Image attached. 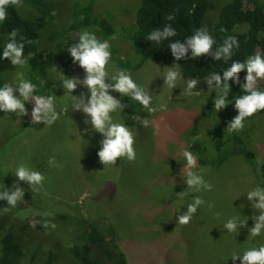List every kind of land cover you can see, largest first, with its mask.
Returning <instances> with one entry per match:
<instances>
[{"label": "rangeland", "instance_id": "1", "mask_svg": "<svg viewBox=\"0 0 264 264\" xmlns=\"http://www.w3.org/2000/svg\"><path fill=\"white\" fill-rule=\"evenodd\" d=\"M88 1L52 0L57 16L49 17V25L39 30L36 41L53 49L67 42V50L78 40L75 31H64L71 22L74 4L83 5ZM139 2L96 0L92 12L94 18H105L108 24L113 25V32L104 38L111 45L112 55L107 69L110 76L116 69H121L113 60L114 56L130 61L133 66L141 62L138 68L123 70L131 73L138 84L148 88L152 106L158 109L149 114L138 102L130 99L123 111L112 113L114 120L126 124L128 113L135 111L131 118L133 124L126 125L136 134V159L128 161L122 157L117 158L114 166L103 165L97 156L103 136L95 132L90 123H84L89 118L80 110L69 107L67 115H61L51 126L31 122L33 101L25 102L28 114L20 117L0 110V190H3V185L10 188L15 182L29 191V198L21 203L19 212L11 208L4 213L2 209L7 205L0 199V238L4 233L12 232L28 253L40 246L39 258L43 259L48 257L46 246L55 243L56 237L53 233L54 241L50 235L43 240L47 233L31 226L34 217L77 216L82 220L108 217L114 224L109 221L111 227L119 234V242L113 245L114 255L106 256L103 251L106 264H120L117 261L120 254L127 264H240L239 259H231L233 253L242 254L249 246L264 244V233L255 238L249 234L254 225L252 217L259 212L251 207L252 201L247 199L246 194L260 187V181L256 172L247 168L243 156L235 151L243 144L227 143L223 149L224 156L217 165H196L191 169L211 183L212 190L187 189L185 179L189 169L182 153L187 149L194 154L191 141L196 138L191 134L189 121L195 113H199L202 115L201 125L208 123L204 111L211 88L204 79L198 81L193 89L200 91L201 95H187L188 80L180 75L177 86L171 89L164 83V75L172 66H176L175 70L179 72L177 65L141 60L135 44L127 37V33L134 31L133 20ZM211 2L212 7L202 21V27H206L210 34L227 0ZM25 12L26 6L23 5L19 13L23 17ZM85 29L92 33L97 30L93 26L79 28L81 32ZM5 44L0 42V56ZM25 72V65L14 66L9 59L0 58V78L8 80V83L15 84L18 78L24 79ZM61 73L83 79L85 71L78 62L66 72L59 63L49 71L51 85L47 94L42 96L55 95L58 111L63 104L71 103L61 84ZM257 87L264 91V79L257 81ZM81 93L85 97L89 95L86 87L77 85L71 95L79 97ZM109 93L121 102L126 97L112 90ZM14 94L19 95L18 92ZM161 104H166L167 109L160 110ZM137 116L148 118L150 126L144 128L140 125ZM201 125L196 126L199 132L203 131ZM262 131L264 129L254 128L251 135L262 138ZM254 141L252 138L249 146L257 155V143ZM50 158H54L59 166L50 165ZM21 164L44 174L45 180L39 193H33L26 181H19L13 174ZM185 192L188 194L184 195ZM194 196H200L205 203L197 209L189 224L180 225L178 215L187 210ZM209 203L214 207L209 208ZM45 212L53 215L46 217L43 215ZM233 216L241 221L248 217L246 225L240 227L237 233L228 232L223 227ZM58 226L66 230L64 222L59 221ZM61 229L56 226L54 230L57 234ZM167 229L172 238H177L172 247L169 240L171 234ZM65 236L66 239L61 240L64 238L61 236L60 241H68ZM66 250L67 245L61 244L59 252L65 254Z\"/></svg>", "mask_w": 264, "mask_h": 264}, {"label": "trees", "instance_id": "2", "mask_svg": "<svg viewBox=\"0 0 264 264\" xmlns=\"http://www.w3.org/2000/svg\"><path fill=\"white\" fill-rule=\"evenodd\" d=\"M51 1L22 0V4L26 6L24 16L22 17L19 13L20 7L9 6L7 19L0 22V34L4 36H0V42L7 43L9 34L13 29H16L19 33L17 41H20V36L24 37V58L27 60L24 79L36 85V91L33 95L47 94L51 85L48 79L49 71L58 63L65 69V72L77 63L73 62L68 50L65 49L68 45L67 42L53 49L38 43V40L36 41L39 30L43 26L49 25V17L57 16V14L52 15L57 8H53ZM95 1L89 0L83 5L75 3L71 22L64 28V31L67 33L70 30L75 31L79 36L81 26L87 29L93 26L97 29L94 34L101 41L108 34H111L114 30L111 23L108 24L104 20L105 18H94L92 16ZM211 7V0H140L133 20L134 31L127 33V37L135 44L136 53L142 61L151 60L166 65L175 64L184 80L198 79V81H201L207 79L213 72H217L222 76V71L230 66L232 60L244 62L256 52L264 55V0H227L214 22L211 35L216 44L212 46V50L215 51L216 47L221 45L227 36H235L238 39L239 48L235 50L232 60H213L210 55L192 58L190 49L186 58L174 60L168 44L175 40H180L183 43L185 37L192 35L196 29L202 27L203 17ZM169 14H174V19L171 21L166 18ZM165 24H171L175 28L176 36L159 44L146 39L151 31L156 28L162 29ZM113 60L121 69H128L129 67L135 69L141 65V62H138L133 66L130 61L117 56H114ZM238 76V84L231 79L228 81L230 85L227 97L229 103L218 111L214 106L218 93L211 88L204 111L208 122L206 125H201L202 115L199 113H195L189 121L192 126L191 134H193V137L196 136L191 141V148L197 157V166H215L223 158V149L227 143L243 144L235 151L243 156L247 168L256 172L260 187L264 188V131H262V138L251 135L254 128L264 129V110L246 118L244 128L240 131L230 132L227 128L228 123L238 114L234 107V98L245 94L241 85L245 82L246 70H241ZM5 82H8V80L0 78V86ZM214 85L215 82H213ZM130 99H132L131 96H126L122 99V103H129ZM134 112L128 113L129 115L125 118L126 124H133L131 118L135 115ZM257 122L259 126H257ZM24 123L26 124V122ZM198 124L203 127V131H197L196 126ZM252 138L257 143V145L255 143L257 155L249 146ZM18 186L25 190L23 201L24 199L28 200V189L19 184ZM3 201L7 205L6 200ZM22 202H18L17 206L13 208L15 212L20 211ZM44 220L55 223L58 229H61L58 223L62 221L66 225V230L61 229L62 231H58L56 234V230L52 228L45 229L41 226ZM34 221L37 222L36 227L39 230L47 233L43 240L48 235L51 236L53 241L56 237L55 243L46 246L48 257L39 258L41 254L40 246L32 248L29 253L26 252L16 236L12 232H7L0 238V264H106L105 260L107 258L104 259V252L106 256L114 255L113 245L119 242V234L111 227L110 222L112 223V221L108 217L82 220L77 216H55L46 219L38 216L34 217L32 223ZM53 233H55L54 237ZM168 233L171 234L170 231ZM65 234L68 241H60L61 236L64 237L61 240L66 239ZM171 236L172 234L169 235V240L172 247L174 246L173 241L177 238ZM43 240L39 242L43 243ZM61 244L67 245V253L61 254L59 252ZM106 244L107 247H105ZM131 256L133 257L132 252ZM39 261L41 262L39 263ZM117 261L120 264H127L122 254L117 256Z\"/></svg>", "mask_w": 264, "mask_h": 264}, {"label": "clouds", "instance_id": "3", "mask_svg": "<svg viewBox=\"0 0 264 264\" xmlns=\"http://www.w3.org/2000/svg\"><path fill=\"white\" fill-rule=\"evenodd\" d=\"M9 6L22 7V0H0V22L7 19ZM52 15H56V12L53 11ZM166 18L169 21L173 20L174 14H169ZM18 35L19 33L16 29L11 31L0 58L9 59L14 66H24L27 64V60L24 58V37L20 36V41H17ZM174 36H176L175 28L171 24H165L162 29L156 28L151 31L146 36V39L159 44ZM215 44L216 41L208 29L200 27L192 35L185 37L183 43L180 40L171 41L168 47L174 60L186 58L190 49L192 58L210 55L213 60L224 61L232 60L235 50L239 48V42L235 36H227L223 43L213 51L212 46ZM110 48L111 45L108 40L101 41L94 33L86 29L79 34L78 40L68 47L67 50L73 62H78L79 66L85 71L83 79L68 77L61 73V84L64 92L69 94L70 105L67 103L63 104L58 111L55 95H33L36 91V85L27 79L18 78V82L15 84L5 82L0 86V110L5 113L18 114L20 117L28 114L25 102L33 101L31 122H43L49 126L60 119L61 115H67L69 107L72 110H80L89 118L84 123H90L92 129L103 136L100 141L101 147L97 152V156L103 165L114 166L117 158L120 159L122 157L128 161H134L137 155L134 147L136 134L126 124L114 120L112 116V113L117 110L123 111L127 105L111 95L109 90L119 92L122 96H131L132 100L138 102L149 114L156 112L158 109L152 106V96L148 88L146 89L138 84L132 78L131 73L123 69H116L110 76L107 70L112 55ZM175 67H170L164 75V83L171 89L177 86L176 81L180 78V73L175 70ZM241 70H246L245 82L241 85L245 94L234 98V107L238 114L228 123L227 128L230 132L242 130L246 118L264 110V91L259 90L257 87V81L264 79V55L256 52L244 62L232 60L230 66L222 71V76L217 72H213L205 79L207 85L218 93L214 102L215 109L218 111L229 103L227 99L230 91L228 81L231 79L238 84V73ZM213 82H215L214 86ZM197 83L198 79H189L187 81V95H201L200 91H193ZM77 85L86 87L89 95L87 97H85L84 93H81L79 97L71 95ZM16 92L19 95H15L14 93ZM159 109L166 110L167 105L161 104ZM136 119L139 120L140 125L144 128L150 126L151 122L148 118L137 116ZM182 155L186 161V168L189 169L185 179L187 189L192 191H211L213 185L205 181L199 173L191 171L197 165V157L187 149L183 151ZM49 164L56 165L54 158H50ZM13 174L19 181H26L33 193H39L43 187L45 176L39 170L30 169L21 164L15 169ZM24 193V188L18 186L15 182L11 188H5L3 185V190H0V199L6 200L7 207H4L2 211L7 213L11 208H15L18 202L23 201ZM183 194L187 195L188 193L185 192ZM246 194L247 199L252 201L251 207L259 212L258 215L252 217L254 225L249 229V234L255 238L264 233V188L257 186ZM254 198L256 199L254 200ZM204 203L205 201L200 196H194L192 202L187 205V210L178 215L177 222L180 225L189 224L197 209ZM208 207L212 208L214 204L209 203ZM43 215L50 217L53 214L45 212ZM246 220L241 221L238 217L233 216L227 220L223 227L228 232L237 233L240 227L246 225ZM36 223L34 221L31 226L35 228ZM41 226L45 229L56 228V224L50 220H44ZM230 257L233 261L239 259L240 264H264V244L249 246L242 254L233 253Z\"/></svg>", "mask_w": 264, "mask_h": 264}]
</instances>
